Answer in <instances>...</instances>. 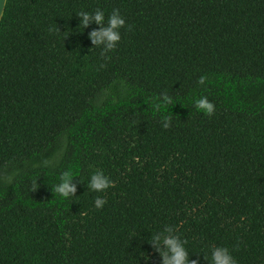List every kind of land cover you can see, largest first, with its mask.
Listing matches in <instances>:
<instances>
[{"label":"trees","instance_id":"trees-1","mask_svg":"<svg viewBox=\"0 0 264 264\" xmlns=\"http://www.w3.org/2000/svg\"><path fill=\"white\" fill-rule=\"evenodd\" d=\"M96 8L126 21L109 59L76 15ZM66 170L75 197L52 191ZM169 225L200 264H264V0H5L0 264H161Z\"/></svg>","mask_w":264,"mask_h":264},{"label":"clouds","instance_id":"clouds-1","mask_svg":"<svg viewBox=\"0 0 264 264\" xmlns=\"http://www.w3.org/2000/svg\"><path fill=\"white\" fill-rule=\"evenodd\" d=\"M80 19L79 26L83 29L88 28L95 23L98 28H92L88 32V37L92 42L93 47L101 49L100 56L102 59H109L108 54L114 51L117 44L121 40L120 29L125 26L126 21L121 16L119 9H113L112 12L105 16V12L96 8L94 11L81 10L76 13ZM131 26H129L130 28ZM50 31H61L60 27L50 29ZM92 47V48H93ZM102 67L104 65H101ZM207 75H202L198 78V83L203 85L207 81ZM164 102L171 104L172 98L168 94H163ZM195 107L202 111L205 115L212 116L215 113V104L211 102L207 96L199 97L195 100ZM162 126L167 129L171 126V117L163 116L161 118ZM74 175L71 170L62 172L59 176V183L52 185V191L55 195H60L64 198L75 197L77 193V182H74ZM115 182L112 181L103 170H97L91 175V179L87 187L94 192H104L109 187H114ZM40 186L36 182L33 183L32 191L35 192ZM106 199L100 196L95 198V207L102 208ZM177 229L173 226H165L162 231L152 233L148 238V243L162 257L161 264H200V260L191 259L190 253L185 247L187 241L182 240L177 234ZM146 259H151L146 256ZM205 259L210 261V264H238L236 258L232 255L228 247L215 246L211 248V256L205 253Z\"/></svg>","mask_w":264,"mask_h":264},{"label":"crops","instance_id":"crops-1","mask_svg":"<svg viewBox=\"0 0 264 264\" xmlns=\"http://www.w3.org/2000/svg\"><path fill=\"white\" fill-rule=\"evenodd\" d=\"M4 2H5V0H0V16H1V13H2Z\"/></svg>","mask_w":264,"mask_h":264}]
</instances>
